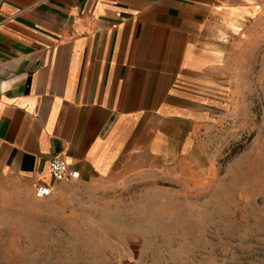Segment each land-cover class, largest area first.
<instances>
[{
    "label": "crops",
    "instance_id": "obj_1",
    "mask_svg": "<svg viewBox=\"0 0 264 264\" xmlns=\"http://www.w3.org/2000/svg\"><path fill=\"white\" fill-rule=\"evenodd\" d=\"M254 9L249 0H0V181L30 194L49 184V197L65 199L146 173L167 131L204 113L218 22H244ZM55 156L79 177L55 181Z\"/></svg>",
    "mask_w": 264,
    "mask_h": 264
},
{
    "label": "rangeland",
    "instance_id": "obj_2",
    "mask_svg": "<svg viewBox=\"0 0 264 264\" xmlns=\"http://www.w3.org/2000/svg\"><path fill=\"white\" fill-rule=\"evenodd\" d=\"M249 1L214 29L204 113L146 173L65 199L0 181V264H264V0Z\"/></svg>",
    "mask_w": 264,
    "mask_h": 264
},
{
    "label": "built area",
    "instance_id": "obj_3",
    "mask_svg": "<svg viewBox=\"0 0 264 264\" xmlns=\"http://www.w3.org/2000/svg\"><path fill=\"white\" fill-rule=\"evenodd\" d=\"M50 172L55 181L72 180L79 177V171L59 156L51 159ZM36 194L42 198L49 197L52 194L51 185L45 183L37 185Z\"/></svg>",
    "mask_w": 264,
    "mask_h": 264
}]
</instances>
